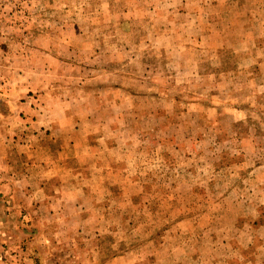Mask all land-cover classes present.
<instances>
[{
	"label": "rangeland",
	"instance_id": "1",
	"mask_svg": "<svg viewBox=\"0 0 264 264\" xmlns=\"http://www.w3.org/2000/svg\"><path fill=\"white\" fill-rule=\"evenodd\" d=\"M37 120L69 173L0 153V264H264V0H0V136Z\"/></svg>",
	"mask_w": 264,
	"mask_h": 264
},
{
	"label": "crops",
	"instance_id": "2",
	"mask_svg": "<svg viewBox=\"0 0 264 264\" xmlns=\"http://www.w3.org/2000/svg\"><path fill=\"white\" fill-rule=\"evenodd\" d=\"M29 122V121H28ZM37 121H32L28 125L27 136L28 139H24L23 142L16 141L15 138L11 139L8 137V131H2L4 135L0 136V153L2 154V158L8 157L13 158L14 161L12 165L10 162H7L8 167L11 168L10 173H12L11 179L13 180L11 183L14 185L19 182V175L17 173L18 168L21 169V164H25L21 170L24 171L23 177L26 184V187L31 188L28 191H36L45 192L46 180L49 178H54V176L64 175L63 172L69 173L67 170L64 171L63 166L64 158L67 159L69 156L66 154L64 157L65 150L62 149V145H58V141H53L52 143H46V133L47 129L44 131L42 125L37 128ZM15 131L14 129H12ZM51 138V137H50ZM52 139V138H51ZM56 142V143H54ZM49 145V146H48ZM78 142L72 143L69 142L68 149L70 151V157L73 160L79 158V153L77 149ZM24 152V162H20L15 157L17 154H21ZM1 168H6L3 164ZM3 169H0V173ZM62 171V172H61ZM74 173L70 176L72 177ZM1 175V174H0ZM0 185H8V183L4 181H0ZM4 235L3 232H0V237Z\"/></svg>",
	"mask_w": 264,
	"mask_h": 264
}]
</instances>
